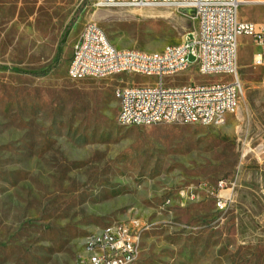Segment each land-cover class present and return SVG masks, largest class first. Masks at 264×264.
<instances>
[{
	"label": "rangeland",
	"instance_id": "374dc122",
	"mask_svg": "<svg viewBox=\"0 0 264 264\" xmlns=\"http://www.w3.org/2000/svg\"><path fill=\"white\" fill-rule=\"evenodd\" d=\"M97 1L0 0V264H77L89 234L136 218L148 224L136 264H264V65L240 63L239 110L222 124L122 126L119 81L157 79H70L85 24L118 49L156 52L197 21ZM229 79L191 66L166 83ZM234 176L220 210L212 191ZM191 189L196 199L181 195Z\"/></svg>",
	"mask_w": 264,
	"mask_h": 264
},
{
	"label": "built area",
	"instance_id": "2783aa9c",
	"mask_svg": "<svg viewBox=\"0 0 264 264\" xmlns=\"http://www.w3.org/2000/svg\"><path fill=\"white\" fill-rule=\"evenodd\" d=\"M239 5L240 0H98L97 8H173L193 14L197 29L180 44L147 52L118 49L97 22L89 21L73 45L68 76L72 80L105 79L123 73L155 77V85L119 81L115 96L122 126L222 124L240 106V36L254 39L260 52L254 56L253 65H264V24L239 21ZM191 66L201 75H224L231 79L177 87L165 85L167 77L184 73ZM215 114H222V121H215ZM123 118H130V125H123ZM237 186L235 176L217 182L212 194L218 209L224 210L231 203ZM223 191L228 193L223 195ZM181 195L191 200L197 198L192 189L183 190ZM147 230L148 224L140 218L105 226L86 237L77 264H136Z\"/></svg>",
	"mask_w": 264,
	"mask_h": 264
},
{
	"label": "crops",
	"instance_id": "0c3cea01",
	"mask_svg": "<svg viewBox=\"0 0 264 264\" xmlns=\"http://www.w3.org/2000/svg\"><path fill=\"white\" fill-rule=\"evenodd\" d=\"M238 18L241 22H253L264 24V0H240L238 9ZM260 52V47L256 44L253 38L242 35L238 39V65L248 64L253 65L254 56ZM170 78V77H167ZM165 85L169 87H177L183 85Z\"/></svg>",
	"mask_w": 264,
	"mask_h": 264
},
{
	"label": "bare ground",
	"instance_id": "6f19581e",
	"mask_svg": "<svg viewBox=\"0 0 264 264\" xmlns=\"http://www.w3.org/2000/svg\"><path fill=\"white\" fill-rule=\"evenodd\" d=\"M215 121H222V114H215ZM193 124H198V123H193ZM123 125H130V118H123Z\"/></svg>",
	"mask_w": 264,
	"mask_h": 264
}]
</instances>
